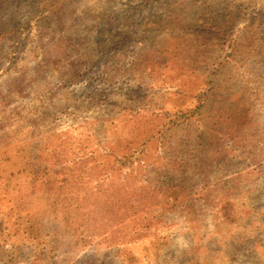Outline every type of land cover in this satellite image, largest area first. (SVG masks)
<instances>
[{
    "label": "rangeland",
    "instance_id": "374dc122",
    "mask_svg": "<svg viewBox=\"0 0 264 264\" xmlns=\"http://www.w3.org/2000/svg\"><path fill=\"white\" fill-rule=\"evenodd\" d=\"M0 264H264V0H0Z\"/></svg>",
    "mask_w": 264,
    "mask_h": 264
}]
</instances>
